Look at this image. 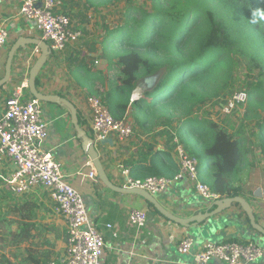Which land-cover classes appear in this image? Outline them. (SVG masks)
<instances>
[{"label":"crops","instance_id":"crops-1","mask_svg":"<svg viewBox=\"0 0 264 264\" xmlns=\"http://www.w3.org/2000/svg\"><path fill=\"white\" fill-rule=\"evenodd\" d=\"M20 11L19 0H0V29L9 32L7 46L0 48V79L5 74L9 50L18 38L41 39L35 24L22 20ZM102 40L103 38H81L78 42L70 44L62 54H51L38 77L39 92L66 98L79 109L88 133L90 131L87 129L84 115L86 101H81L84 92L89 95V88L102 90L101 82L118 84L117 65L114 64L110 69L108 62L101 58ZM33 50L34 47H28L16 54L11 79L0 91V98L4 94L9 96L18 88H28L29 71L37 60L28 61L29 54ZM116 72L117 75H114L113 73ZM86 78L91 80L87 84ZM24 90L25 93L29 92L28 89ZM42 112L43 119L48 124L49 134L44 150L50 152L61 164L66 180L82 195L91 223L104 236L105 250L102 264H194L195 253L208 242H254L264 247V237L252 229L239 206H232L202 225L185 228L160 214L149 211L148 203L139 196L116 193L98 178H90L94 166L82 150L81 141L77 138L67 109L55 104L43 103ZM173 125L169 130L170 134H173L176 127V124ZM160 130L157 129L155 133H159ZM154 135H146L143 140L152 141L156 151L167 152L175 159L174 151L165 147V140L161 138V134L155 137ZM111 140L112 145H99L97 151L112 183L123 187L125 181L123 170L127 168L130 171L131 163L138 159L140 148L136 147L134 140L120 141L116 137H112ZM248 150L252 151L250 148ZM253 159L254 167L248 168L242 175L245 180L242 194L250 203L258 223L264 228V157L257 149L254 154H249L251 163ZM11 166L13 168L12 163ZM12 171L13 169L11 173ZM199 173L202 181V175H206L208 171L203 170ZM157 199L170 213L180 218L197 215L206 208L203 205L205 203L196 196L192 186L185 181L167 189L157 196ZM25 202L39 209L37 214L31 215V211L29 212L33 237L16 247L20 251L19 256L22 259L20 263L29 259L28 264H62L67 252L64 218L52 208L54 202L51 197L29 195ZM16 207L13 205L11 208ZM135 209L148 212V223L143 228H137L129 223V214ZM15 214L18 216V213L13 212L14 216ZM14 220L16 228H13V231H17L18 217ZM186 236L194 237L195 248L192 254L181 255L178 246ZM255 264H264V258Z\"/></svg>","mask_w":264,"mask_h":264},{"label":"trees","instance_id":"trees-1","mask_svg":"<svg viewBox=\"0 0 264 264\" xmlns=\"http://www.w3.org/2000/svg\"><path fill=\"white\" fill-rule=\"evenodd\" d=\"M148 1L151 13L130 8L125 24L106 31L100 43L101 58L108 62L110 69L114 64L118 67V84H111L105 90L104 82L101 93L92 88L88 92L100 97L117 120L125 119L131 110L142 111L148 116L160 113L168 114L165 117L171 120L175 118L172 140L176 138L179 145L199 160L200 172L208 171L202 175V181L221 198L243 197L245 180L242 175L255 165L249 160V154H254V150H248L251 149L250 140L234 135L215 121L194 117L193 107L202 102L215 63L223 61L232 68L238 61L239 32L225 22L220 9L224 7L234 13L239 22L244 21L247 27L260 33V45L264 49V19L259 15L264 13V0ZM154 54H162L163 58L154 60L151 58ZM154 76L157 79L149 86L147 80ZM89 81V78L85 79L86 84ZM39 84L37 79L36 86ZM135 93H138V98L131 104ZM247 94V113L260 117L264 114V103L260 112L257 106H262L264 94L259 96L257 90ZM78 117L80 126L86 130L79 109ZM134 120L142 127L151 123L137 116ZM258 126V150L264 157V118ZM178 144L173 140L174 148ZM147 145L130 165L133 179L174 178L180 171L174 157L167 152L156 151L151 143ZM148 206L152 213L159 214L152 205ZM31 208L26 203L6 212L18 213L17 231L11 228L14 221L5 213L0 215V251L6 241L19 247L33 237ZM28 263L29 259H26L21 264ZM0 264L15 263L0 254Z\"/></svg>","mask_w":264,"mask_h":264},{"label":"built area","instance_id":"built-area-1","mask_svg":"<svg viewBox=\"0 0 264 264\" xmlns=\"http://www.w3.org/2000/svg\"><path fill=\"white\" fill-rule=\"evenodd\" d=\"M20 18L32 22L38 30L41 40L46 42L52 55L62 54L66 48L78 42L83 36L82 30L74 28L70 17L63 9V0H19ZM9 32L0 29V48L7 46ZM41 55L38 47L29 54L28 61H35ZM113 82L105 84L108 90ZM18 88L6 100L0 110V155L13 165L8 179L11 191L17 197L43 189L50 194L56 210L64 220L67 233V252L62 264H102L105 241L102 232L91 223L85 202L80 193L66 180L61 164L50 152L44 150L48 138V124L43 119V103L34 99L29 92ZM135 93L131 104L137 100ZM248 101L246 92L236 93L222 110L232 114ZM89 135L95 144L116 137L127 141L133 135V127L127 119L117 120L103 100L97 96L87 98L84 111ZM174 142L178 144L175 138ZM175 162L180 171L174 178L149 177L144 180L133 179L129 169L123 170V187L138 188L154 197L180 182H186L195 190L196 196L205 204L211 205L221 197L203 183L199 176V160L189 154L182 145L174 148ZM90 178L97 179L95 169ZM129 223L143 228L148 223V214L144 210H131ZM195 248V239L186 236L178 246L181 255H190ZM264 258V247L254 242L226 241L208 242L194 255V264H255Z\"/></svg>","mask_w":264,"mask_h":264},{"label":"rangeland","instance_id":"rangeland-1","mask_svg":"<svg viewBox=\"0 0 264 264\" xmlns=\"http://www.w3.org/2000/svg\"><path fill=\"white\" fill-rule=\"evenodd\" d=\"M130 8H138L146 12H152L151 3L148 0H63V9L70 17L74 28L82 30L83 32L82 39L104 38L106 31L125 24L126 14ZM220 12L224 15L225 22H229L239 32L237 34L238 56L236 57L238 61H236V65L232 68L225 65L223 61L215 63L210 71L207 89L203 93V100L193 107V116L201 120L215 121L220 127L230 130L234 135L248 138L251 142L252 151H255L258 149V123L262 122L264 114L258 117L256 114L247 113L248 102L230 115L225 116L222 110L227 102L238 92L249 93L250 91L257 90L259 96H263L264 49L260 45L259 38H261V35L247 27L244 21L239 22L234 16V13L225 10L224 7L220 9ZM151 58L158 60L163 57L162 54H154ZM113 74L117 75V72ZM113 78L116 79L115 77ZM103 84L104 82L101 83V86ZM99 92L101 93L100 90ZM9 96H5L4 94L0 98V110H2ZM91 96L95 95L90 93L88 95L87 92H84V97L81 101H87V98ZM263 103H261L262 106H257L259 112L263 107ZM135 116L140 120L146 119L150 121V125L142 127V125H139L134 120ZM165 116L169 115L156 113L149 114L148 116V114L146 115L142 111L136 112L135 110H131L126 117L134 130L130 141L134 140V144L141 151L148 146V143L152 144V141H144L143 138L146 135L153 136L157 129H161L159 133H155L154 137L161 134V138L165 140V147L174 151V139L172 140L173 137H171L169 130L176 123V119L172 118L171 120ZM189 140L194 144L192 138ZM254 162L255 160L253 159ZM12 169L11 162L6 157L0 155V215L5 213L4 215L7 218L15 221L14 219L17 218L16 214L14 216L11 213H6L9 208L13 205L23 206L27 203L25 200L29 195L50 198V194L43 189H38L26 196H15L8 184ZM52 208L56 209V206L52 204ZM38 209L32 207L30 209L31 215L37 214ZM149 211H152V209H149ZM11 228L12 230L13 228L15 229L16 225ZM7 243L6 241V245H3L0 254L7 257L13 263H20V260H22L19 256L20 251L15 246Z\"/></svg>","mask_w":264,"mask_h":264},{"label":"water","instance_id":"water-1","mask_svg":"<svg viewBox=\"0 0 264 264\" xmlns=\"http://www.w3.org/2000/svg\"><path fill=\"white\" fill-rule=\"evenodd\" d=\"M28 47H38L41 51V55L36 60L34 65L31 67L29 71V79H28V90L30 95L46 104H55L67 109L70 117L71 123L75 128L77 138L81 141L82 150L91 160L94 169L97 173L98 179L110 190L120 193L123 195H136L145 200L148 204L152 205L157 212L162 215L164 218L179 224L185 228L197 227L199 225L204 224L206 221L212 219L213 217L229 210L232 206H239L246 217L249 220L250 226L254 231L259 233L264 237V228L258 223L254 211L250 205V203L244 199L243 197H235V198H221L217 200L211 205L203 204L206 207V210L203 212L188 217V218H180L170 213L157 199V197L152 196L148 192L138 189V188H125L120 187L112 183L110 178L108 177L103 163L100 159L97 148L99 145L105 146L107 144L112 145L113 142L111 139H106L100 142V144H95L91 136L88 132L80 126L79 117H78V109L77 107L68 99L60 97L58 95H46L39 92L36 86V80L39 77L40 72L43 67L46 65L48 58L51 56V50L48 44L41 39L31 38V37H20L17 41L12 45L11 49L8 53V58L5 64V74L2 79H0V89L8 84L11 79L12 74V66L15 59L16 54L23 49ZM157 77H151L147 80L149 86H152ZM138 95V93H136ZM213 209V210H212ZM194 238V237H193Z\"/></svg>","mask_w":264,"mask_h":264},{"label":"clouds","instance_id":"clouds-1","mask_svg":"<svg viewBox=\"0 0 264 264\" xmlns=\"http://www.w3.org/2000/svg\"><path fill=\"white\" fill-rule=\"evenodd\" d=\"M259 15L261 19H264V13H260ZM253 22L255 23L256 21L254 20Z\"/></svg>","mask_w":264,"mask_h":264}]
</instances>
